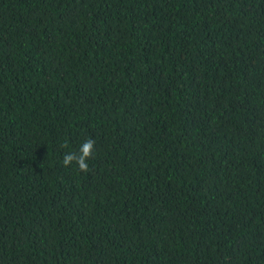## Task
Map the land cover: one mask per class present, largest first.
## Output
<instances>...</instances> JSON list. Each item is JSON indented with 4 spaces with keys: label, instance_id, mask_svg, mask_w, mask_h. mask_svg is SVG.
Instances as JSON below:
<instances>
[{
    "label": "trees",
    "instance_id": "trees-1",
    "mask_svg": "<svg viewBox=\"0 0 264 264\" xmlns=\"http://www.w3.org/2000/svg\"><path fill=\"white\" fill-rule=\"evenodd\" d=\"M0 264H264V0H0Z\"/></svg>",
    "mask_w": 264,
    "mask_h": 264
},
{
    "label": "clouds",
    "instance_id": "clouds-1",
    "mask_svg": "<svg viewBox=\"0 0 264 264\" xmlns=\"http://www.w3.org/2000/svg\"><path fill=\"white\" fill-rule=\"evenodd\" d=\"M96 141L89 137L79 148V152H69L63 156L62 165L70 166L73 162L77 165L79 171L88 172V160L94 155Z\"/></svg>",
    "mask_w": 264,
    "mask_h": 264
}]
</instances>
